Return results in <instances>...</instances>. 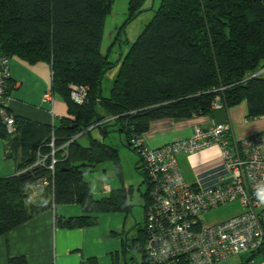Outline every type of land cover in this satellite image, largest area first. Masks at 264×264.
<instances>
[{"label": "trees", "instance_id": "16d2710c", "mask_svg": "<svg viewBox=\"0 0 264 264\" xmlns=\"http://www.w3.org/2000/svg\"><path fill=\"white\" fill-rule=\"evenodd\" d=\"M111 4L0 0L2 53L29 65L48 63L51 92L67 106V115L52 125L12 114L8 131L0 119L5 158L16 167L14 174L0 177V235L53 203H76L82 209L80 215L56 220L65 228L93 225L98 213L129 209L123 186L95 198L85 178L108 160L120 173L117 150L93 137L94 128L104 137L124 133L123 142L140 161L132 139L143 137L152 120L207 115L213 103L229 107L243 100L250 116L264 113V0H160L117 62L100 49ZM139 5L140 0L129 1L119 33L141 12ZM115 66L109 94L102 95V78ZM72 86L84 87L80 101L72 97ZM80 134L87 143L80 142ZM142 231L144 262V226ZM249 254L241 264L264 255V247ZM89 263L98 264L94 258ZM8 264L28 263L23 256H10Z\"/></svg>", "mask_w": 264, "mask_h": 264}, {"label": "built area", "instance_id": "2783aa9c", "mask_svg": "<svg viewBox=\"0 0 264 264\" xmlns=\"http://www.w3.org/2000/svg\"><path fill=\"white\" fill-rule=\"evenodd\" d=\"M9 58L0 49V119L12 131ZM72 90L75 101L84 97V87L72 86ZM52 96L51 91L44 95L48 100ZM220 106L216 102L212 108ZM229 130L226 123L195 126L189 137L156 148L148 147L143 137L132 139L147 186L145 264H214L264 247V204L257 199L258 190L264 188V131L232 139ZM214 145L229 176L207 189L187 182L177 155ZM233 202L241 207L238 214L211 224L203 220V213Z\"/></svg>", "mask_w": 264, "mask_h": 264}, {"label": "crops", "instance_id": "0c3cea01", "mask_svg": "<svg viewBox=\"0 0 264 264\" xmlns=\"http://www.w3.org/2000/svg\"><path fill=\"white\" fill-rule=\"evenodd\" d=\"M42 64L39 62L30 66L22 60L11 59L9 61L10 78L14 87L10 91L8 110L13 115L52 125L57 123L59 117L67 115V106L61 97L54 94L52 100L44 97L45 93L51 91V87L39 77L45 73ZM214 123L228 124L230 137L243 139L264 131V113L250 116L248 104L243 100L234 106L215 107L207 115L183 119L169 117L156 119L150 121L147 130L143 133V140L148 147L156 148L189 137L195 126L207 128ZM79 140L82 144L87 143V137L82 134ZM220 154L219 147L215 145L195 153H179L177 155L178 164L183 170L181 171L185 180L190 184L207 189L226 179L229 176L228 171L225 173L222 170L212 176H206L203 173H200L202 175L197 174L193 169V166L199 163L200 158L218 155L220 157ZM202 170L212 172V169L208 167ZM15 172L14 162L5 158V141L0 137V177L9 176ZM104 188L108 193L111 190V188ZM128 207L129 209L124 211L98 213L93 225L65 228L56 220L80 215L82 209L76 203H53L0 235V264H8L10 256H23L28 264H90L89 260L93 258L98 264H127L128 247L130 250L141 253V264H144L142 249H140L143 243L140 242L142 244L138 245L135 242L139 236H142V228L136 224L138 237L129 244L128 238L122 239L119 228L117 230V226L113 223L114 220H118L120 224V214L130 211L131 208L129 205ZM121 255L123 262L120 261ZM246 260L247 258L243 259L241 263Z\"/></svg>", "mask_w": 264, "mask_h": 264}, {"label": "rangeland", "instance_id": "374dc122", "mask_svg": "<svg viewBox=\"0 0 264 264\" xmlns=\"http://www.w3.org/2000/svg\"><path fill=\"white\" fill-rule=\"evenodd\" d=\"M129 1L130 0H112L111 11L104 19L100 49L104 55H108L112 62H115L127 52L130 44L153 16L160 3V0H140L139 8L141 12H139L136 18L127 24L124 30L119 33L118 28L124 24L128 16ZM113 42L115 43L112 46ZM11 59L20 60L17 57H11L9 61ZM42 63V69L45 73H42L39 77L51 87V71L49 64L45 62ZM117 69L118 67L115 66L109 69L103 76L101 82L102 95L107 96L109 94ZM108 129L110 130L111 128ZM91 135L100 139L104 138L107 144H111L117 150L120 173H117L115 164L108 160L96 164L93 170L85 173V178L90 182V187L95 198H101L107 195L108 192L105 191L104 187L112 189L123 186L126 189L127 203L131 210L126 213L121 212V218H119L120 224L118 220H114L113 223L117 226V230L119 228L122 239L125 240L127 237V242L130 244L133 239L135 240L138 237V227L143 228V205L145 204L143 193L146 191V185L143 183L142 175L139 172V170L141 171L139 167L141 166V162L136 153L123 142L125 140L124 133L120 136L117 132H108L104 137L100 129L94 128ZM137 166L139 167L138 169H136ZM207 167L211 168L212 172L202 170V168ZM193 169L197 174L202 175L200 173H203L206 176H212L222 170L227 173V167L222 154H220V157L218 155L215 157H205L204 159L200 158L199 163L194 165ZM240 211L241 207L239 203L233 202L203 213L202 218L207 224H211L230 218ZM122 218H124V220H122ZM136 224H138V227H136ZM135 242L139 245L142 240L138 239ZM123 247L125 246L123 245ZM240 255L230 256L226 260L215 262L214 264H239L243 259L250 256L248 252ZM141 260L140 252L130 250L129 247L127 248V264H141ZM120 261H124L122 255L120 256ZM249 264H264V255L258 254L254 256Z\"/></svg>", "mask_w": 264, "mask_h": 264}, {"label": "clouds", "instance_id": "9594fccd", "mask_svg": "<svg viewBox=\"0 0 264 264\" xmlns=\"http://www.w3.org/2000/svg\"><path fill=\"white\" fill-rule=\"evenodd\" d=\"M257 199L261 204H264V188H261L257 192Z\"/></svg>", "mask_w": 264, "mask_h": 264}]
</instances>
